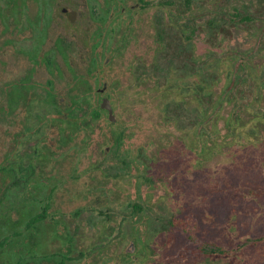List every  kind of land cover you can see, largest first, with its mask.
Listing matches in <instances>:
<instances>
[{
	"label": "rangeland",
	"instance_id": "1",
	"mask_svg": "<svg viewBox=\"0 0 264 264\" xmlns=\"http://www.w3.org/2000/svg\"><path fill=\"white\" fill-rule=\"evenodd\" d=\"M4 1L0 0V25L2 26L6 24L3 14L8 9V3L6 5ZM47 1L52 3L53 8L66 6L69 9L75 8L79 11V14L80 12L82 13V17L78 14L76 20L70 24L66 23L61 17L57 19L58 24H49L50 27L52 26V32L56 31L55 33H58L63 38L61 41H65V47L67 49L72 47V52L76 55L78 64L81 63L78 54L83 53V57H85L83 41L86 36L83 30L88 24V4L90 3L91 13L93 9L97 10L96 13L100 16L99 18L107 23L104 29L98 27L90 34L91 56L94 59L100 58L99 52L95 51L97 45L101 49L103 45H106L105 43L111 40L115 41V37L118 36V34H114L113 39H110L108 32L118 27L119 24L111 23L109 20L111 16H108L111 14L108 12L114 11L112 14L116 16L117 12H115V9L118 10L123 5L126 8H131L137 3V0H118V2H115V0H104L105 6L99 7L96 1L93 3L90 0V2L86 1L85 3L84 0H71L70 7L68 6V0ZM98 1L102 5L103 0ZM157 1L151 0L147 7L133 8V10L144 11L145 14L146 10H153L154 27L165 29L164 25L169 22L166 19L165 11H169L168 9H181V1L175 0L173 6L172 4L166 5L163 2L158 4ZM21 3L25 6L24 11L33 17L38 9L39 2L37 0H10L11 6L15 5V7L10 9H22L24 6H21ZM117 3L118 8L115 6ZM191 7V10L195 13V15L193 13L192 15L198 16V21L200 19L202 31L198 33L191 45L184 43L178 27L169 26L170 28L166 27L165 29L166 33L161 35L160 42H157L158 36L154 33L156 37L154 41L157 45L154 43V52L151 53V48L149 56H146L149 50L145 48L147 45L148 47L153 45L152 36L154 35L148 33L147 26L142 29L137 28L141 22L137 26L135 25L137 23L131 24L130 31L133 34L130 33L131 36L126 34L128 36L126 39L128 40L121 37L119 41V43L122 41L128 43L122 49V54L114 56L113 61L105 65L106 72L99 76V82L94 83L95 87L97 85L101 86L102 82L106 81V84L110 86V84H114L111 81L117 78L122 89H140L142 87L149 89L148 95L130 98L128 101L126 99V107L118 110V114L126 126L124 129L126 137L133 142V145H140L139 147L141 148L145 146L138 153V156L145 158L143 159L145 163L139 160L141 157L135 159L132 154L130 159L129 157L125 158L129 150L123 152V164L134 163L133 166H128L129 168L127 169L132 175L123 176L122 190L114 194L111 197L112 199L110 198V201L113 200L115 203H111L107 207L106 211L109 214L105 218L107 220L106 224L98 226V220H95L97 213H90L88 219H91L92 223L95 220L97 231L90 234V236L84 232L82 238L74 242V248H77L78 245L87 246L89 243H94L96 247H99L97 246L98 244L105 243V251L103 255L99 252L91 253L73 264H121V260L120 263H117V260L112 259L111 255L117 252L123 257L126 247L131 242L128 236L133 237V235L137 240H134V250L129 254H131L134 264H137L140 258L142 259L140 264H234L230 259L214 258L203 254H198L197 256L193 252V248L205 240L211 242L220 241L225 245H229L246 236L264 232V229H259V226L264 222V144L251 146L250 158L245 153L238 158H233L232 156L235 155L229 153L231 148L228 144L222 145L218 152L209 155V158H206L207 156L205 157L204 153L201 156L189 152L185 157L179 159L178 168L175 169L174 174L168 179L165 177L168 175L167 167L160 172L159 163H156L155 160V158L159 157L157 155L159 151L164 153L166 159H172L170 161L171 166L176 167L174 163L176 160L173 161V158L177 159L179 156L177 157V154L171 149L174 139L173 134L180 135L183 138L186 134L185 131H179L176 128L194 129L196 127L199 128L201 125L198 120L193 122L191 114L192 120L188 117L186 118V114L181 112V109H184V99L180 105L177 103H171L169 106H166V103L162 105L163 99L167 96V90L163 88L164 84H168L174 79H181L187 85L186 102L193 108V103H197L194 96L196 92L199 94L201 101L208 105V99H211L214 95H219L227 81L229 87L232 86L229 96L231 101L225 102L220 107L217 127L224 131L225 118L229 114L238 113L240 124L242 123L243 125L244 123L246 125L250 123L255 115V119H258L254 122L256 129L253 132L258 135L257 138H264V0H193ZM39 8L41 9V18H37V21L33 24L28 23L37 28L36 33L32 39L22 40V42H29L23 45L33 52L37 51L39 45L47 38L44 29L46 26V7L40 6ZM1 10H3V13ZM127 11L124 14L128 15ZM19 13H21L20 10ZM234 14L248 15L251 20H239L235 18ZM139 15L141 16V14ZM139 18L141 19V17ZM210 18L214 19L211 24H209ZM120 19L123 18L120 17ZM20 20L23 21V19L19 18ZM77 21L81 22V27H78ZM11 25L13 31L9 34L0 30V42H2L5 35L13 38L18 37L19 34L14 33V25ZM19 31H21V28ZM22 32H26L27 35L32 34L26 30H22ZM105 33H108L106 38ZM53 42L54 48L41 50L42 61L44 62L45 58H52L56 51L61 57L64 68L55 65L54 73L59 77L64 72L67 73V76L69 74L73 75V67L68 60V56L63 52L58 40L54 39ZM50 43L48 41L43 47L50 46ZM107 55H109L108 52ZM133 56L135 57L132 59ZM142 57L145 58V61H141ZM87 59L88 57L85 58V62L88 61ZM226 61L230 62L231 67V74L228 75V78L224 71H219L220 68L225 67L224 63ZM128 64L132 65L131 69L128 68ZM78 67L79 71H83L80 68L82 66L78 65ZM185 71L188 72V76H177L183 75ZM193 72H197V74L194 73L195 75H193ZM25 74L30 75L32 80L35 81L45 80L48 76L44 66L35 68V66L31 65L28 58L22 56V54L13 53L9 49H6L5 53L0 51V107L5 104V96L1 89L6 79ZM149 74L151 76L147 78ZM196 81L198 84H195ZM56 86L58 87L56 91L68 93V86L67 84L65 86L64 79L58 80ZM27 94L29 95L30 92ZM31 95L34 96L35 93L32 92ZM64 100L67 101V99ZM113 100L116 105L120 103L117 98H113ZM34 103L37 104L38 101H34ZM59 105L64 107L65 102L59 103ZM3 114L0 109V140L5 137L7 131L13 134L18 131V127L13 122H11V128L7 130V121L3 118ZM171 119H174L175 122H170ZM156 122H159L161 126L152 124ZM94 128L97 129L94 131ZM94 128L91 137L95 138L97 148L100 145L98 142V125H94ZM91 137L90 139H92ZM201 138V136H198L194 141L201 142ZM148 140L149 145H145ZM249 140V138H246L243 141L248 145L251 142ZM246 149L250 150V147L247 146ZM3 152L4 144H0V158H2ZM95 153L96 156H93L91 151L81 152L79 158L86 160L87 154L90 159L96 157L98 159L100 153L98 151H95ZM106 156L108 161L114 158L112 154H107ZM125 160L126 163L124 162ZM141 171L145 172L140 173ZM106 173L108 175L113 172L106 170ZM148 176L150 180H144L145 178L143 177ZM161 176L166 180H159L158 177ZM132 177L134 179L138 178L137 182H133ZM110 179L113 178L105 180V183H114V179ZM0 183H2L1 180ZM254 191H261L260 196H258L259 199L250 194ZM72 195L73 193L71 192ZM133 200H137L139 203L143 202L144 208L135 214H130L131 209L127 206V202ZM64 201H66L64 196L59 195L57 206L60 208L63 206L62 209H64ZM9 213H5L10 220L9 227L5 226L9 230V232H6L7 235L9 234V239L0 248V264H33V260L37 258L20 262L25 258L19 254L27 251L23 246L25 244L24 239L26 238L30 243H33L36 238L34 235L36 234L34 232L32 234L29 233L32 237L28 236L25 238L13 236L10 230L15 228L19 231L21 229V226L17 223L19 214L16 210L12 212V209ZM258 213L261 214L260 218L257 216ZM174 214L191 216L197 221L196 234L198 239L195 242L188 240L186 233L182 231L180 226H172L170 224L169 220ZM121 215V226H117ZM2 227L1 225L0 237L4 234ZM58 228L62 229L63 225L59 224ZM59 233L61 234L60 231ZM118 233H123L122 239H113L119 236L117 235ZM104 234L111 235L110 239L112 238V240L102 243L95 241ZM143 242H147L148 247L142 244ZM57 245V248L64 252L69 250L66 242H58ZM46 247L47 242L43 241L33 249L34 251L31 250L24 256L33 254V257H39L40 253L38 251H43ZM96 250L99 251L98 248ZM134 256H136V259ZM259 256L249 259L250 261L246 264H264V258L261 255ZM53 263V259H48L41 264Z\"/></svg>",
	"mask_w": 264,
	"mask_h": 264
},
{
	"label": "flooded vegetation",
	"instance_id": "2",
	"mask_svg": "<svg viewBox=\"0 0 264 264\" xmlns=\"http://www.w3.org/2000/svg\"><path fill=\"white\" fill-rule=\"evenodd\" d=\"M37 1L39 2L38 9L32 17L28 12L24 11L25 6L23 3H21V6H24L22 9L12 10L10 8L15 7V5L11 6L10 0H5L4 3L6 5L8 3V9L3 14L6 24L5 26L0 25V30L3 33L9 34L13 31L11 25L13 24L15 27L14 33L19 34L17 38L8 35L3 36L2 42H0V51L5 53L6 49H9L13 53L22 54V56L28 58L32 66H35V68L37 66H44L46 73H48L46 79L42 81L32 80L30 75L25 74L6 79L2 85L1 91L5 96V104L0 107L4 113L2 116L7 121V130L11 128V122H13L18 127V131L15 134L8 133L7 131L5 137L0 140V144H4V152L2 158H0V180L2 181L0 183V227L1 225L3 226L2 231L4 232V234L1 233L0 241H3V243L0 245V248L9 239V234H6L9 230L5 226L9 227L10 220L6 217L5 213L8 214L12 209V212L16 210L19 214L17 223L21 226V229L17 235H13L12 230H10L11 234L15 237L20 236V238L30 236L29 233L32 234V232L36 234L34 235L36 238L33 243H30L26 238L24 239L25 244L23 246L27 251L19 254L25 258L20 262L37 258L33 260V264H41L44 260L48 259H53V264H73L94 252H99L103 255L106 247L105 243L98 244L97 246L99 247H96L94 243H89L87 246L78 245L77 248H74V242L82 238L84 232L90 236V234L97 231V224L94 223L95 220H98V226L106 224L107 220L105 218L109 214L106 211L107 207L111 203H115L113 200L110 201V198L122 190L123 176L132 175L127 169L129 168L128 166H133L134 163L124 165L122 161L124 158L123 152L129 150L125 158L131 157L132 154L135 159H138L139 151L145 148V146L141 148L139 147L140 145H133V142L129 141L126 137L124 133L126 126L122 122L118 110L126 107V102L130 98L148 95L149 89L144 87L140 89H122L117 78L111 81L114 84H110V86L106 84V81H103L101 86L97 85L94 87V83L99 82V76H102L106 72L105 65L113 61L114 56L122 54V49L128 43L125 41L119 43V41L121 37L128 40L126 39L128 37L126 34H129V36H131L130 33L133 34L130 31L131 24L137 23L135 24L137 26L141 22L137 27L141 29L147 26L148 33L152 35L154 33L157 34V42H160L161 35L166 33V27H178L184 43L191 45L192 41L198 36V33L202 32L201 23L200 19L199 21L197 20L198 16L192 15V13L195 15L191 10L193 0H180L181 9L178 10L176 8L165 11L166 19L170 22L164 25L165 29L157 26L154 27L153 10H146V14L144 11L138 12L136 9L133 10V8L147 7L151 0H137L136 5L131 6V8H126L123 5L120 9H115V12H117L116 16L112 14L114 11L108 12L111 14L108 15L111 16V18L109 17L111 23L119 24L118 27L109 29L110 39H113L114 34H118V36L115 37V41L111 40L105 43L106 45H103L101 49L97 45L95 51L99 52L100 58L93 59V56H91L90 34L98 27L104 29L107 23L105 20L99 18L100 16L96 13L97 10L93 9L91 13L89 3L88 24L85 30H83L86 36L83 41L85 45V57H83V53L78 54L79 61L81 62L78 64L76 62V55L72 52V47L67 49L65 41H61L63 38L58 33H55L56 31L52 32V26L50 27L49 24H58L57 19L59 17L70 24L76 20L79 11L75 8L69 9L66 6L53 8L52 3L47 0ZM70 1H67L69 2L68 6H70ZM86 1L90 2V0H84L85 3ZM94 1L97 2L99 7L105 6L104 0L102 1V5L98 0H92L91 2L94 3ZM174 1L158 0L157 3L161 4L163 2L166 5L172 4L173 6ZM115 2H118V0H115ZM40 6L46 7V26L44 29L47 38L39 45V49L33 52L23 45L29 42H22V40L32 39L36 33L37 28L30 24L36 22L37 18H41ZM115 6L118 8V3ZM19 10L21 13H19ZM1 11L3 13V10ZM125 11H127L128 15L124 14L126 13ZM20 14L22 15L20 16ZM79 15L81 16L82 13L80 12ZM120 17L123 19H120ZM19 18L23 19V21L20 20V22ZM76 24L78 27L82 26L81 22L77 21ZM20 28L21 31H19ZM22 30H26L32 34L27 35ZM108 33H105V38ZM155 38V35L152 36L153 45L151 47L146 46L145 49L149 50L146 56H149L151 48V53L154 52V45H157L154 41ZM54 39L58 40L63 52L68 56V60L73 67V75L69 74L67 76V73L64 72L59 77L54 73L55 65L64 68L61 57L56 51L52 58H45L47 61L45 59L44 62L42 61L40 56L41 50L54 48ZM48 41L51 42L50 46L44 48L43 45L48 43ZM107 52L109 55H107ZM86 57H88L87 62H85ZM141 61H145V58L142 57ZM78 65L82 66L80 68L83 71H79ZM127 66L130 69L132 68L131 64ZM194 73L197 74V72H193L192 74L195 75ZM8 76L10 75L8 74ZM149 76L151 74L147 78ZM186 76H188L187 71L181 75V77ZM63 79L65 80V86L66 84L68 86V93L56 91L58 88L56 86L57 81ZM28 92H30L29 95L27 94ZM32 92L35 93L34 96L31 95ZM113 98H117L120 103L116 105ZM64 99H67V101ZM104 99H107L110 104L114 117L113 120L109 118L108 109L101 106ZM34 101H38V103L35 104ZM64 102L65 106L60 107L59 103ZM94 125H98L99 128L98 142L100 145L97 148L95 138L91 137ZM96 129L94 128V131ZM175 140L176 138L172 142ZM148 142L149 140L145 145H149ZM90 151L93 156H96L95 151H98L100 153L98 159L97 157L90 159L87 154L86 160L79 158L81 152ZM107 154L114 155V158L108 161ZM124 162L126 163V160ZM106 170H110L113 173L107 175ZM142 172L144 173L145 171H141L140 173ZM109 178H113L114 183H105V180ZM143 178L147 181L150 180L149 177ZM137 180L138 178L134 179L132 177L133 182H137ZM71 192L73 193L72 196ZM59 195H63L66 200L64 201V209H62L63 206L61 208L57 206ZM142 203L133 200L128 201L127 206L130 209L138 208L139 206L144 208ZM92 212L97 213L93 223L91 219H88ZM121 223L122 215L119 217L117 226H121ZM59 224H62L64 229H59ZM117 235L119 236L113 239H122V236H124L123 233H118ZM110 237L111 235L104 234L95 241L102 243L112 240ZM128 238L130 241L137 240L134 235L133 237L128 236ZM43 241L47 242V247L43 251L37 250L40 253L39 257H33V254L24 256L31 250L34 251L33 249ZM58 242H66L69 250L64 252L57 248ZM125 251L124 254L132 253L126 249ZM117 254L119 253L115 252L112 254V259L114 255V259L119 263L121 256ZM134 258L136 259V256Z\"/></svg>",
	"mask_w": 264,
	"mask_h": 264
},
{
	"label": "trees",
	"instance_id": "3",
	"mask_svg": "<svg viewBox=\"0 0 264 264\" xmlns=\"http://www.w3.org/2000/svg\"><path fill=\"white\" fill-rule=\"evenodd\" d=\"M235 18L246 21L250 19V16L244 15V14H234ZM251 20V19H250ZM214 19H209V24L213 23ZM224 68H220L219 71H224L227 78L228 75L231 74L230 70V62L226 61L224 63ZM241 68V67H240ZM219 75V73H218ZM178 77H181V75H177ZM220 77V75H219ZM195 84H198L197 82ZM193 87V86H192ZM196 89L197 86L195 85ZM164 90H167V96L163 99L162 105L167 104L166 106H169L171 103H177L180 105L181 101L184 102L183 106L184 109H181L182 113L186 114V118H192L190 117V114L193 116V122L199 121L201 124L200 127H196L194 129H184V128H176L179 131H185L186 134L183 137H180V135L173 134V138H176V140L172 143V150L177 154V157L179 158H173V161H175V166H171V160L172 159H166L164 157V153L157 152V155H159L158 158H155L156 163H159L160 172L163 171L167 167V174L165 177L168 179L171 175L174 174L175 169L179 166V159L182 157H185L189 152H193L197 155H203L206 158H209V155L214 154L215 152H218V149L224 144H228V146L231 148L229 151L230 154H234L235 156H232L233 158H238L243 153L250 158L249 155L251 150V146L254 144H264V138H257V134H255L253 131L256 129L254 127L255 115L251 119L250 123L244 125L240 124V116L239 114H229L225 118V128L224 131L220 130L217 127V119L219 117V109L225 102H230L231 98L230 92L232 86L229 87L228 82L226 81V85L224 88L221 89L219 92V95H214L211 99H208V105L204 103V101H201V98L199 94L196 92L195 99L197 103L194 104V108L190 107V104L186 102V96L188 93L187 85L181 80V79H174V81H170L168 84H164ZM194 88V87H193ZM205 91V90H204ZM203 91V92H204ZM193 99V98H192ZM164 108H166L164 106ZM163 110V107H162ZM179 110V108H178ZM180 112V111H179ZM195 116V117H194ZM198 117V118H197ZM258 117V116H256ZM190 121V120H189ZM253 121V122H252ZM170 122L174 123L175 120L171 119ZM203 122V123H202ZM154 125H159V122L152 123ZM209 125V126H208ZM163 126V125H162ZM247 129V130H246ZM249 129V130H248ZM190 130V131H188ZM188 133V134H187ZM198 136H201V142H195L194 139ZM255 136V137H254ZM246 138H249L251 141L246 145L247 143H244L243 140H246ZM247 146L250 147V150H247ZM264 147V146H263ZM262 147V148H263ZM141 156H138V159ZM130 159V157H129ZM143 157L141 159L144 161ZM145 163V161H144ZM147 168V167H145ZM149 177V176H148ZM150 178V177H149ZM160 179H165L164 177H158ZM157 178V179H158ZM165 179V180H166ZM253 197H256V199H259L258 196H260L261 191H254L250 193ZM143 208L140 206L137 208H131L130 214H135L139 211H141ZM261 208H259L260 210ZM262 211V209H261ZM255 214V213H254ZM261 214L258 213V217ZM131 217V216H130ZM260 218V217H259ZM170 224L172 226H180L182 231L186 233L188 240H192L195 242L198 239V235L196 234L198 224L197 221L192 218L191 216H179V215H172L170 220ZM259 229H264V222L262 225L259 226ZM259 231V230H258ZM20 232L17 231L15 228L12 230L13 235H17ZM3 243V241H0V245ZM145 246L148 247L147 242H143ZM264 232H261L260 234L256 235H249L244 237L243 239H239L238 241H235V243H231L229 245H225L220 241H201L199 244H197L193 248V252L198 256V254L213 256L214 258H225L230 259L234 264H246L248 261L253 259L254 257H261L264 258ZM249 252V253H248ZM249 258H248V257ZM112 258V255H111ZM114 259V255H113ZM250 259V260H249ZM115 260V259H114ZM134 264V260L131 257V254L127 253L124 254L123 257H121V264ZM118 263V262H117ZM120 263V262H119ZM142 263V259L140 258L137 262V264ZM264 263V262H263Z\"/></svg>",
	"mask_w": 264,
	"mask_h": 264
},
{
	"label": "water",
	"instance_id": "4",
	"mask_svg": "<svg viewBox=\"0 0 264 264\" xmlns=\"http://www.w3.org/2000/svg\"><path fill=\"white\" fill-rule=\"evenodd\" d=\"M101 106H102V107H105V108L108 109V112H109V118H110L111 120H113L114 117H113V115H112V110H111V107H110V104H109L108 100H107V99H104V100L102 101V103H101ZM134 246H135V245H134V241H131V242L129 243L128 247H126V250H127L128 252H133V250H134Z\"/></svg>",
	"mask_w": 264,
	"mask_h": 264
}]
</instances>
